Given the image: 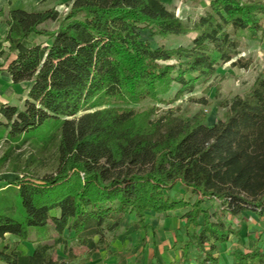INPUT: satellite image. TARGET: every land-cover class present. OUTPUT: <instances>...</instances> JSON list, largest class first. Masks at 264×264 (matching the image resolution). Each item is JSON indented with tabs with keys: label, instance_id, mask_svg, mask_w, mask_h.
Here are the masks:
<instances>
[{
	"label": "trees",
	"instance_id": "1",
	"mask_svg": "<svg viewBox=\"0 0 264 264\" xmlns=\"http://www.w3.org/2000/svg\"><path fill=\"white\" fill-rule=\"evenodd\" d=\"M263 18L264 0H208L191 27L162 0H73L64 14L1 9V67L28 86L22 109L0 105V175L9 167L17 176L0 178V264H72L69 239L87 249L86 264L128 217L146 233L147 214L182 210V264L191 249L197 263L219 264L218 246L240 242L231 221L243 212L264 218V69L211 126L201 112L178 123L157 116L155 104L192 93L221 65L248 69L229 44L239 31L261 41ZM141 31L195 37L167 49ZM145 101L154 105L134 109ZM50 148L54 171L39 176L33 153ZM7 235L33 244L31 254ZM233 264H264V250L254 242Z\"/></svg>",
	"mask_w": 264,
	"mask_h": 264
},
{
	"label": "rangeland",
	"instance_id": "2",
	"mask_svg": "<svg viewBox=\"0 0 264 264\" xmlns=\"http://www.w3.org/2000/svg\"><path fill=\"white\" fill-rule=\"evenodd\" d=\"M73 0H14V7L24 9L25 11L44 10L55 8L59 13L67 12L69 5ZM165 7L175 13V15L187 26L191 27L197 19L205 13L208 0H162ZM264 21V18H263ZM54 25H47L48 29H52ZM142 39L151 41L153 47L157 44L163 45L167 49L176 48L178 46L189 47L194 33L184 36L168 37L165 39L152 40L146 31L140 32ZM229 48L236 50L238 58H243L249 64V68L244 70L232 67L230 63L221 65L216 74L206 84H199L192 93L185 94L172 104H155L158 108L157 116L169 114L176 123L183 118H192L196 113L201 112L206 117V124L211 126L221 119L225 109L221 106L224 102L230 100L234 96H243L249 90L255 77L264 69V37L261 41L252 40L249 33L239 31L232 35V42ZM171 63H175L174 60ZM27 84L17 88L14 104L18 108H23V97L26 96ZM178 85H173L172 89L161 98L170 100ZM200 100L203 102L200 103ZM149 101L142 102L134 109L143 111L152 106ZM171 111L172 113H168ZM29 148L22 149L24 157L28 155ZM40 159L41 165L37 166L39 176H43L54 171V149L50 148L44 152H34ZM2 180H13L17 178L11 169L6 167L0 175ZM176 195L182 196L183 192L179 189L175 190ZM211 213L214 207L209 204L205 206ZM184 211H177L166 215H155V213L146 215V223L148 225L147 232L144 233L138 229L136 219L133 216L128 217L121 225L120 231L113 239L111 235H106L109 249L100 248L92 256L86 264H182V246L184 243L183 226L178 225ZM182 220V219H181ZM238 228L240 223H232ZM264 229L255 234L253 240L264 247ZM8 239L19 242L18 248L24 254H31L33 244L22 241L15 236H8ZM33 239V237H31ZM94 242L97 238L93 239ZM251 241V238H249ZM68 245L72 252L77 256V260L72 264H80L79 259L84 258L87 252L85 247L76 245L74 239L68 240ZM158 249V250H157ZM59 248L54 257L56 260H63L65 257ZM196 253L191 249L188 255V262L195 260Z\"/></svg>",
	"mask_w": 264,
	"mask_h": 264
},
{
	"label": "crops",
	"instance_id": "3",
	"mask_svg": "<svg viewBox=\"0 0 264 264\" xmlns=\"http://www.w3.org/2000/svg\"><path fill=\"white\" fill-rule=\"evenodd\" d=\"M7 2L8 0H0V10L4 9L5 11H7L8 9L16 8L14 7V4H15L14 0H10L9 7L7 5ZM18 9H21V8H18ZM6 30H7V27L4 24L0 23V36H3ZM2 64H3V60L0 55V105L6 104V105L15 106L13 100H14V97L16 96L17 88L23 86L24 84H13L11 81L10 75L5 71L6 63L3 65V67H1ZM26 87L27 86H25V88ZM25 92H26V96L23 97V103L27 99V90ZM0 121L3 122V118L1 115H0ZM175 212L177 211L170 212V213H175ZM240 218L242 220H232L231 221V223H235V224L240 223V225H238L240 242L237 243L235 239H232L230 242L218 246L216 256L218 257L219 264H233V256L236 254H242L250 250L254 244L253 240H255L254 239L255 234L258 233V231H260L261 229H264V218L260 219L254 213L243 212ZM177 221H178V225L181 224V226H183L184 224L183 220L180 219ZM232 226L236 227L233 224ZM8 236L9 235H7L6 238ZM249 238H251V241H249ZM258 247L261 248L260 244H258ZM261 249L264 250V247H262ZM191 262L192 264H199L195 260Z\"/></svg>",
	"mask_w": 264,
	"mask_h": 264
}]
</instances>
